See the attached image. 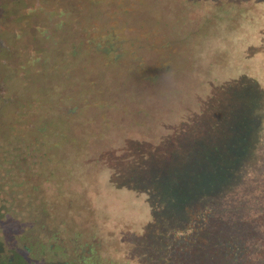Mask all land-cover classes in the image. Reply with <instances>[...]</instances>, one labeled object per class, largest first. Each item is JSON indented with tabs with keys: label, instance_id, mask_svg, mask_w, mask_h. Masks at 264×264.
Wrapping results in <instances>:
<instances>
[{
	"label": "rangeland",
	"instance_id": "374dc122",
	"mask_svg": "<svg viewBox=\"0 0 264 264\" xmlns=\"http://www.w3.org/2000/svg\"><path fill=\"white\" fill-rule=\"evenodd\" d=\"M218 1L0 0V150L6 140L28 155L12 162L11 176L0 172L7 252L28 230L23 203L33 202L44 226L38 264H84L91 249L103 264H264V96L253 116L221 90L250 87L252 77L264 86V61L250 70L248 60L264 44L253 27L264 22V0L236 12ZM220 12H243L242 36L225 22L229 35L194 39ZM106 36L125 41L128 60L177 69L159 85L173 94L123 76L130 60L104 69ZM196 46L203 51L192 58ZM63 86L87 94L71 102L77 115L67 129L56 107Z\"/></svg>",
	"mask_w": 264,
	"mask_h": 264
},
{
	"label": "trees",
	"instance_id": "16d2710c",
	"mask_svg": "<svg viewBox=\"0 0 264 264\" xmlns=\"http://www.w3.org/2000/svg\"><path fill=\"white\" fill-rule=\"evenodd\" d=\"M196 1H198V0H196ZM228 1L229 0H219L218 5H227L228 7H230V9H235V12L239 11L241 9L250 10L249 9L250 7L248 5H250L251 7L257 5L252 0H233L230 3H228ZM193 7H197V6H193ZM191 15H195V14L191 13ZM217 18H218V22H216ZM229 19L231 20V23H230ZM213 21H214V23H210V25H207L203 32H200L197 30L194 31L192 34V36H194V39L197 40L198 39L197 36H199V38L201 39L203 34H207L210 42H214L215 39H217L219 36L221 38V37H223L225 32L227 33L229 31L228 30L229 27L226 29L227 26H226L225 22H229V24L232 26L231 30H233L235 36L237 38H239L242 36L243 29H244L243 26L247 25L245 23V21L243 20V12L235 13L234 15H232V18H229V16L225 15L223 12H220V14ZM214 26H216V28H214ZM254 26H259V27H255V31H256L257 35L264 34V22H263L262 18L255 19L253 27ZM218 27H220L219 32H218ZM227 35H229V34L227 33ZM263 38L264 37H262V39ZM92 41L93 42L95 41L94 38H92ZM92 41L89 40V42H92ZM261 41L264 43V40H261ZM123 44H125V41L121 40L118 37H113V36H106L105 37V46H103L105 48L101 52V53H103V56L99 57V59H103L102 61L100 60L102 62L101 63L102 67L104 69L111 70V69H114V66L116 64H120L122 61L129 62V60H130L132 63V66H129L128 68L125 67L126 71L122 73L123 76L124 75L128 76V75L137 74V76H138L137 81L138 80L141 81L140 84L142 85V83H143V85L146 86V88L148 90L147 92H153V91L155 93L159 92L161 95L169 94V93L173 94V91H171V92L166 91V89L162 90L161 88L163 86L159 87L160 80H163V79H161L163 77H168L171 74H176V72L178 70L174 69V68H170L168 65H164V64L159 65V66H146L144 63H137L136 62L137 58L132 53L129 55V60H128L126 58L125 51L124 50H122V52L120 51L121 46ZM254 45H256V43H254ZM100 46L95 47L94 51L98 52L99 48H101ZM196 47H197V49H193V48L189 49V51H191V54H192V55L189 54V56L192 58L193 57L195 58L196 56L200 57L202 54L203 50L200 51L201 48L199 49L198 46H196ZM261 48H264V44H263V46L260 47L258 54H256V52H255L256 49L253 48V54L248 59L250 61V66H249L250 70L253 69V65L257 66V64L261 63V62H259L260 58L262 59V62L264 61V57L262 56ZM222 53L224 54V52H222ZM207 54L209 55L208 52H206V55ZM239 55L241 56V58L243 57L242 52H240ZM130 56H132V57H130ZM245 57L248 58V56H245ZM202 58H204V55L202 56ZM256 61L259 63H256ZM263 63H261V64H263ZM227 65H228L227 63L223 62L222 69L219 70L221 72V73L219 72L220 76L226 75V73L228 72V71H224L228 68ZM117 66H116V68H117ZM214 71H215V66H214L213 62H210V64L207 67V73L213 74ZM234 75H236V74H234ZM112 86H113V84H108L107 89L112 88ZM93 88H95V94L94 95L99 96V97H102L104 95V92L99 90L98 81L94 82ZM221 90H222V92H224V96H225V93L230 94V97H231L230 99L234 102L235 107H237V109H243V107L246 106L247 109L246 108L245 109L250 111V113L253 114V116L256 114V112H255L256 111L255 110L256 104L259 103L261 97L264 96V86L255 77L251 78L250 87H248L247 84L244 82H236L234 84H228L227 86H221ZM110 93H112V92H109L108 94H110ZM56 95H57L56 96V107L58 106L60 109L59 111H57V110L56 111H57V115H59L60 120L62 122V123L58 122V125H64L65 124L66 125L65 128L67 129L68 128L67 125L69 123H73L74 121H76V120H73L74 119L73 117L77 115V113H76L77 106L73 105L71 102L74 103L76 98L81 99V97L83 95L86 96L87 94H84V91H82L79 93V95L81 96V97H79L76 93L70 94L69 89L66 86H63L62 89H59L58 94H56ZM259 96H261V97L257 101ZM105 98H106V96H105ZM245 98H248V99H245ZM138 99L140 100L141 98H138ZM226 100H227V98H224V97L222 99L218 100V103L220 104L221 107H224V106L228 107ZM99 101H101V100H99ZM102 102H105V100H102ZM104 105H108L109 107H113V108L116 107V104H113L110 101L104 103ZM79 115H81V114H79ZM239 120H240V118H239ZM241 120L242 121H238V120L237 121L239 123H246L247 117H244ZM258 122H259V120L255 116V118L252 120V125L256 126ZM58 125H56V127ZM61 129H63V128H60L59 126L57 127V130H59L58 131L59 136L63 137L65 132H64V130H61ZM57 146H58V143L56 141V148H57ZM159 176L163 177L162 175H159ZM163 180L164 179H161L162 182H164ZM85 253H86V251H85ZM82 258H83L84 264H103L102 260L99 258V256L94 255L93 249L90 250V256H87V257L83 256Z\"/></svg>",
	"mask_w": 264,
	"mask_h": 264
},
{
	"label": "flooded vegetation",
	"instance_id": "af4514ba",
	"mask_svg": "<svg viewBox=\"0 0 264 264\" xmlns=\"http://www.w3.org/2000/svg\"><path fill=\"white\" fill-rule=\"evenodd\" d=\"M31 126L32 125H30L29 127H31ZM5 141L6 140L3 141L4 142L3 145H6V147L3 148V145H2V148L0 150V167H2V163H3L4 164L3 166L6 169L0 170V172L3 175L8 173L7 175L11 176L12 175V162L19 160L21 163L24 164L25 162H27L28 155H27V153L22 154L21 156L15 155L11 151V146L5 144ZM0 146H1V144H0ZM41 155H43V154H41ZM7 164H9V166ZM33 189L39 190L40 187H39V185H37L36 188L33 186ZM23 204H26L27 205L26 209L29 211V213H32V217L28 220L29 221V228H28V230H26V232H25L26 234L23 233L25 231L23 229L22 232H20L18 238H16V243H18L17 245L21 246L20 248H22L24 253H20L18 251L17 245H14L13 248H11L12 247L11 246L10 247L11 249L9 248L10 252H7L8 251L6 249L7 246H5L6 243L4 244V242L0 239V264H38L39 261H42V259H43V250L39 244L41 243L42 246H44V241L42 240L43 239L42 237H43L44 226L41 223V220H39L38 214L37 213H36L37 215H35V213L33 214V211L35 210L38 212L39 208H36L37 205L33 202H29V204L27 202V203H23ZM7 209L8 208H7L6 204H3V206L0 207V211H7ZM6 215H8V214H6ZM0 216H2L1 212H0ZM15 221H19V220L15 219ZM20 221L21 222H17V223L22 224L23 220L20 219ZM25 240L31 241V245L28 246L27 242ZM24 241H25V243H24ZM33 248L36 249V253L33 251Z\"/></svg>",
	"mask_w": 264,
	"mask_h": 264
}]
</instances>
